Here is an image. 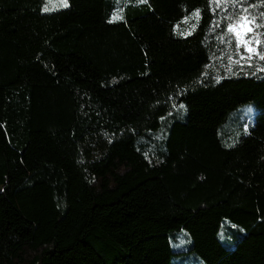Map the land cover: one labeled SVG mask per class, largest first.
I'll return each instance as SVG.
<instances>
[{"label":"trees","instance_id":"16d2710c","mask_svg":"<svg viewBox=\"0 0 264 264\" xmlns=\"http://www.w3.org/2000/svg\"><path fill=\"white\" fill-rule=\"evenodd\" d=\"M67 3L0 0V264H264V71L210 0Z\"/></svg>","mask_w":264,"mask_h":264},{"label":"snow or ice","instance_id":"6c2138e0","mask_svg":"<svg viewBox=\"0 0 264 264\" xmlns=\"http://www.w3.org/2000/svg\"><path fill=\"white\" fill-rule=\"evenodd\" d=\"M60 3L64 7L68 6L67 0H60ZM260 3L264 4V0H260ZM210 5H214L211 9L214 13L218 10L224 13L215 22L217 27H223V32L219 37L221 43L234 45L236 55L239 57V59L233 60L230 55L228 59L237 64L243 60L250 65L253 57L264 60V39H262L264 32L257 31L259 28H264V23H259L257 17L249 12V8L255 7V5L249 4L248 0H210ZM43 10H48L47 4ZM200 13L201 10L198 8L191 13V17H195L197 23L200 19ZM260 16L264 19V12ZM191 17L184 16L182 22L188 23ZM112 19H122V16L119 15L118 11H114ZM196 26V24L192 25L193 28ZM175 27H179V23ZM260 70L264 71V68ZM180 107L184 108L185 106L180 104Z\"/></svg>","mask_w":264,"mask_h":264},{"label":"rangeland","instance_id":"374dc122","mask_svg":"<svg viewBox=\"0 0 264 264\" xmlns=\"http://www.w3.org/2000/svg\"><path fill=\"white\" fill-rule=\"evenodd\" d=\"M47 8L54 9L61 7L60 0H46ZM214 7V5H212ZM216 17V21L219 20L223 16L222 11H217L214 13ZM220 28L217 27L216 24H213L212 34L209 40V46L211 50L210 56V64L208 68V72L211 76L215 78L234 76V75H258L262 73L260 70L264 68V65L261 63V60L253 57L251 65L243 60L239 64L234 63L228 59L231 55L233 60L239 59L236 55V51L234 45L221 43L220 37ZM217 29H219L217 31ZM243 52V49H241ZM255 114V110L250 107H246L240 110L239 115L241 116V120L245 122L246 126L251 121L252 115ZM103 140H99L97 143L92 144V151H99L103 145Z\"/></svg>","mask_w":264,"mask_h":264}]
</instances>
